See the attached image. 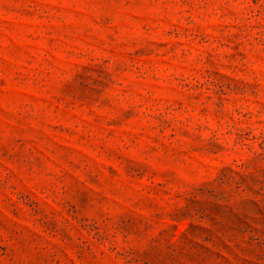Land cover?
<instances>
[{
  "label": "rangeland",
  "instance_id": "obj_1",
  "mask_svg": "<svg viewBox=\"0 0 264 264\" xmlns=\"http://www.w3.org/2000/svg\"><path fill=\"white\" fill-rule=\"evenodd\" d=\"M0 264H264V0H0Z\"/></svg>",
  "mask_w": 264,
  "mask_h": 264
}]
</instances>
